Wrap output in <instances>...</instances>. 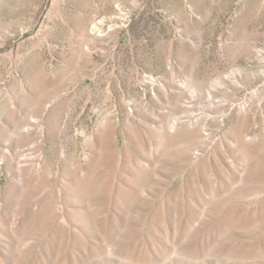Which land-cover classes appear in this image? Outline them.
<instances>
[{
  "label": "rangeland",
  "instance_id": "374dc122",
  "mask_svg": "<svg viewBox=\"0 0 264 264\" xmlns=\"http://www.w3.org/2000/svg\"><path fill=\"white\" fill-rule=\"evenodd\" d=\"M0 264H264V0H0Z\"/></svg>",
  "mask_w": 264,
  "mask_h": 264
}]
</instances>
